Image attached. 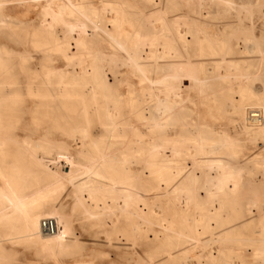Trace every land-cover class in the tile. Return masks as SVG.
I'll return each instance as SVG.
<instances>
[{"label":"bare ground","instance_id":"bare-ground-1","mask_svg":"<svg viewBox=\"0 0 264 264\" xmlns=\"http://www.w3.org/2000/svg\"><path fill=\"white\" fill-rule=\"evenodd\" d=\"M208 2L0 0V38L23 33L41 52L39 64L30 49L17 50L0 39V264L9 260L7 245L21 244L36 246L61 264L58 257L72 236V223L63 213L41 212L63 186L50 158L31 150L33 163L56 182L34 196L24 192L22 170L6 163L17 142L11 125L15 102L62 107L66 128L53 146L75 159L65 177L76 206L86 217L111 220L115 233L126 232L132 241L119 237L110 245L134 248L144 241V225L156 224L160 231L152 230L153 240L171 243L163 251L169 262L148 254L137 259L144 264H186L187 259L191 264H264V193L248 179L260 173L264 181V152L246 165L239 157L241 139L264 141V96L252 87L255 77L264 75V43L252 22L246 26L241 19L218 29L196 17L194 9L202 15ZM20 9L27 21L14 24L12 11ZM240 46V55L250 56L248 69L233 57ZM51 54L62 58L60 67L45 64ZM17 58L26 95L14 69ZM214 85L222 90L219 95L210 94ZM190 92L214 104L212 118L235 114L240 135L204 123L190 127L187 118L195 104L185 97ZM150 195L156 200L152 204ZM51 219L59 228L46 234L42 222ZM236 226L249 255L243 249L210 248L232 236L229 230ZM218 230L221 235L214 233ZM245 232L252 235L242 237ZM206 250V255L195 253L194 261L189 258L190 252Z\"/></svg>","mask_w":264,"mask_h":264},{"label":"rangeland","instance_id":"rangeland-1","mask_svg":"<svg viewBox=\"0 0 264 264\" xmlns=\"http://www.w3.org/2000/svg\"><path fill=\"white\" fill-rule=\"evenodd\" d=\"M233 1L234 2L231 4L226 3L225 5H221L218 0H211V2H208L207 7L204 6L202 15H200V10L194 9L196 12L195 16L199 19H203L206 23L214 24L218 29H222L227 25L237 24L242 19L244 25H253L257 27L256 36L264 43V0ZM29 12L33 18L36 17V13L33 10H29ZM4 13L10 15V12L8 11H5ZM12 14L14 15L12 18L14 24H19L21 21H27L24 9L14 10L12 11ZM245 19L247 20L245 21ZM248 19L252 20L249 22ZM10 29H4L3 31L11 32ZM0 39L6 45L14 47L17 50H23L25 47L30 49L35 56L34 61L39 64L41 63V52L37 53L35 48H33L31 44V36L27 37L21 33L15 37H1ZM246 46L251 50V43H247ZM240 48L241 46L235 48L233 57H236L244 65V68L248 69L246 61L250 60V56L240 55ZM51 55L53 62L52 60L45 61V64L52 68L60 67L63 64L62 58L59 55ZM20 64H22V61L18 58L15 59L14 69L21 82V94L26 95V76L20 71ZM255 78L252 87L257 95L264 96V75H260L259 73ZM35 83H40V80L36 79ZM184 83L186 85L189 84L187 81ZM214 83H216V81ZM212 89L213 90H210L212 91L210 94L219 95L222 91L217 85H214ZM224 89H226V87ZM187 95H190L192 100L195 101V104L190 105L191 113L187 118V123L190 127H195L199 123H204L211 128L213 127V129L221 130L220 132L222 133L226 132L229 136L240 135V126L233 123V120L237 118L235 114L228 112L218 119L212 118L210 116L213 111L212 108H214L212 102L202 100L198 97L196 92L185 93V97H187ZM233 97L237 98L238 94H234ZM11 125L14 129L13 133L15 141L17 142L13 145V153L7 158L6 163L8 166L15 167L14 169L16 170H22L23 173L21 178L23 177V179L26 180L22 183L26 194L34 196L37 192H45L56 186V182L53 181L45 169L37 167L33 163L31 150H42L43 155L47 158L49 157L53 165L57 167L60 172V183L63 184V186L58 189L60 191L54 193L51 205L42 208L41 212L47 210L61 212L72 223V236L68 240L69 245L58 257L61 264H87V262L88 264H144V262H139L137 259L141 257L144 260L148 254L157 255V260L160 263L169 262L167 260V255L164 254L163 251L171 243L166 238L157 241L153 240L152 230L160 231V227L156 224L152 226L153 229L147 224L144 225V233L146 231L144 234V241L138 242V245L134 246V248L114 247V245L112 246L108 242L112 241L113 243H118L117 239L121 237L126 241L128 240V243L131 244V238L125 236L127 235L126 232L115 233L116 230L112 227L111 220H104L106 224L102 227L101 223H104V221L101 222L99 219L86 217L83 214V210L76 206V198L72 194L73 188L67 183L65 177L68 166L74 165L75 159L74 157H68L63 149H55L53 146L54 143L58 144L61 142L66 128L62 107L60 105L49 104L46 108H37L33 104L28 105L27 102H15L11 115ZM238 138L241 137L239 136ZM260 141L251 142L247 139H241L239 141L241 145L239 150H241L242 153L241 156H239L241 165L248 164L259 153L264 152V141ZM37 145H39V147H37ZM75 153L76 152H73V154ZM261 175L262 174L260 173L249 175L248 179L253 185L259 184L261 191L264 193V181L262 180L263 175ZM147 178V173L144 170V179L146 180ZM155 201L156 200L153 196L150 195L149 202L152 204V202L154 203ZM262 208L264 210V204ZM122 225H124V220L120 226ZM239 227L240 226H236L233 229L231 228L229 231H234L232 236H228L227 240H223L222 244L218 243L214 246L212 245L210 248L243 249L246 254L249 255L250 248L248 246L244 247L243 245H240L239 241H241L240 239L242 238L237 233ZM214 233H216V235L222 234L221 230L214 231ZM250 235H252L251 232H245L242 237ZM203 238H205V242H207L210 239V235L206 234ZM215 238H217V236H215ZM119 243L122 244L126 242L120 241ZM7 249L9 260L5 261L3 264H25V262L26 264H29L30 262H33L32 264H57L53 259L41 255L38 251V247L34 245H7ZM124 251L129 253L128 257L130 260L129 258L127 259L125 254H123ZM206 251V253L190 252L189 258L192 260L195 253L206 255L208 254V250ZM191 262L190 259L189 261L187 259L186 264H191Z\"/></svg>","mask_w":264,"mask_h":264},{"label":"built area","instance_id":"built-area-1","mask_svg":"<svg viewBox=\"0 0 264 264\" xmlns=\"http://www.w3.org/2000/svg\"><path fill=\"white\" fill-rule=\"evenodd\" d=\"M58 223L56 220H44L42 222V230L46 233V234H54L55 232L58 231Z\"/></svg>","mask_w":264,"mask_h":264}]
</instances>
